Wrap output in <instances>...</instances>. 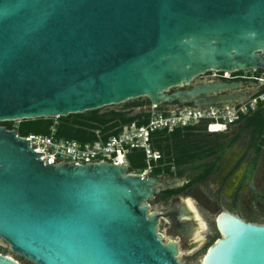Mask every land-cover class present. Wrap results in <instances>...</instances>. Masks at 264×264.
<instances>
[{"label": "water", "instance_id": "1", "mask_svg": "<svg viewBox=\"0 0 264 264\" xmlns=\"http://www.w3.org/2000/svg\"><path fill=\"white\" fill-rule=\"evenodd\" d=\"M264 71V0H0V123L145 98L233 107ZM0 126V242L32 264H181L150 202L182 180L108 163L54 165ZM242 173V171H240ZM182 224L198 238L201 224ZM189 210V211H188ZM203 264H264V225L223 212ZM195 224L197 229H194ZM0 264H20L0 254Z\"/></svg>", "mask_w": 264, "mask_h": 264}, {"label": "trees", "instance_id": "2", "mask_svg": "<svg viewBox=\"0 0 264 264\" xmlns=\"http://www.w3.org/2000/svg\"><path fill=\"white\" fill-rule=\"evenodd\" d=\"M254 73L260 75L262 71L257 70ZM242 74L239 72L232 76ZM262 92L264 87L260 88L258 94ZM137 105L138 103H130L125 108ZM137 118L138 116H130L129 112L124 110L102 111V108L81 114H69L57 119V136L79 142H93L96 139L95 131L101 130L105 135L115 134L123 125ZM142 123L144 122L139 121L138 125ZM53 124V119L38 118L22 120L16 126L12 122L1 123L0 126H5L7 130H15L20 136H26L31 133L48 134ZM235 125L237 126L233 128V133L229 137L223 133H208L205 125L187 126L153 135L152 148L160 153L161 158L157 163H153L149 175L170 178H182L187 173L189 175V183L184 187L162 192L164 201L180 196L188 187L203 184L217 172L228 152L236 144L244 142V136L247 137V144L243 157L248 158L244 182L251 180L264 152V103H259L257 108L247 115L240 116ZM221 130L222 128L217 126L213 131ZM127 160L129 173H141L147 166L142 150L132 149ZM249 222L255 223L256 220L251 218Z\"/></svg>", "mask_w": 264, "mask_h": 264}, {"label": "built area", "instance_id": "3", "mask_svg": "<svg viewBox=\"0 0 264 264\" xmlns=\"http://www.w3.org/2000/svg\"><path fill=\"white\" fill-rule=\"evenodd\" d=\"M240 78L264 87V71L260 75L252 74ZM259 103H264V92L259 94L257 92L252 98L241 101L233 107L225 108L199 109L191 106L146 104L144 107H138L141 110L139 113L132 115L138 118L123 125L117 133L105 135L101 130L95 131L96 139L93 142H79L58 137L56 126L59 117L53 119L54 124L48 134L20 136L16 133V136L28 140L30 147L35 145L34 152L42 153L41 161L54 165L108 163L128 168L127 156L131 150H142L145 155L146 168L141 173L129 174L144 177L150 174L153 163H157L161 158L160 153L152 148L155 133L172 132L177 128L198 125H205L208 133H223L234 125L240 116L254 111ZM132 108L127 110L130 111ZM139 121L144 123L138 125ZM12 122L18 124L20 121ZM217 126H220L222 130L213 131Z\"/></svg>", "mask_w": 264, "mask_h": 264}, {"label": "rangeland", "instance_id": "4", "mask_svg": "<svg viewBox=\"0 0 264 264\" xmlns=\"http://www.w3.org/2000/svg\"><path fill=\"white\" fill-rule=\"evenodd\" d=\"M252 74L255 75L254 72H251L249 74L243 73L242 76L247 77V75L251 76ZM220 75L221 73H206L205 75L196 78L193 81V84L203 83L211 77H214L216 80H222ZM246 83L247 85L251 86V88L246 89L247 93L249 94V96L246 98L247 100L252 98L260 90V88L263 87L249 80ZM145 101V98H138L135 100H130L121 105L103 107L102 111L124 110L129 112V115L132 116L139 113L141 110L138 107H135L128 111L125 106L130 103H143ZM12 123L15 126L17 125L14 122ZM236 126L237 125L235 124L232 125L226 132H223V134L227 135V137L231 136L233 133V128ZM243 140L244 145L240 144L242 145L240 148L238 146L232 148V152L230 151L227 154L228 157H230L232 153H234L232 157H236V155L239 153L241 155L244 154V147L245 143L247 142V137L244 136ZM160 177L163 179V181L168 179L167 176ZM181 180L188 181V173L182 177ZM213 183H215V181ZM212 184L207 183L206 185H203L202 188L199 187L197 193L193 195H180L167 201H164L159 197L150 202L151 210L163 214L158 225V232L162 235V241L166 242L171 240L176 241L179 244L178 260L181 264H202L210 243L213 244L215 239L219 238L214 221L216 216H218L220 213L232 212L238 215V217L244 221H249L251 218H253L256 220L255 224L264 225V152L261 156L259 165L252 176V179L246 184L245 190L237 202H233L231 194L228 193L226 194V199L219 200L216 211L211 210L214 200L211 189V186L214 184ZM181 203H186L190 207V211L194 212V219L199 221L196 222V224L200 223L202 226L200 231L196 230L198 228L196 224L194 226V229L196 230L195 233L200 232V236H198V238H186L184 230H182L181 227H178L177 229L174 228L173 223L165 216V214L171 213L176 205H180ZM0 247H2L0 254L9 256L20 264H32L24 258L10 253L5 243L0 242Z\"/></svg>", "mask_w": 264, "mask_h": 264}, {"label": "flooded vegetation", "instance_id": "5", "mask_svg": "<svg viewBox=\"0 0 264 264\" xmlns=\"http://www.w3.org/2000/svg\"><path fill=\"white\" fill-rule=\"evenodd\" d=\"M220 77H222V80H218V81H236V82L237 81H243V82H247L246 80H241L240 75H235V76L220 75ZM145 105H146V101L143 103H138L137 107H144ZM3 127H5V126H3ZM240 144L238 143L235 146H238L240 148L242 146ZM242 144L244 145V143H242ZM246 144H247V142L245 143L244 150L246 149ZM230 151L232 152V149ZM232 155H234V153H232ZM232 155H230V157H228V155H226L222 159V161L220 163V167L217 170V172L214 173L213 175H211L203 184H200V185L198 184V185L188 187L181 195L196 194L199 187L202 188L203 185H206L207 183L212 184L215 181V183H213L214 185L212 184L213 186H211L212 187L211 188L212 193H213V199H214L211 210L216 211V209L218 208L219 200L226 199V197H227L226 194H228V193L231 194L232 201L237 202L239 200L241 194L244 192L246 184L249 182V181L244 182L245 174H246L247 167H248V158H244L243 155H241L240 153L237 154L236 157H232ZM240 171H242V173ZM173 179H175V178L168 177V179L166 181H164V183H168V182L172 181ZM179 179H181V178H179ZM188 183H189V180L183 181L182 185L178 188H182L185 185H187ZM175 189H177V188H175ZM166 190H168V189H166ZM166 190L161 191L158 195L155 196V198L160 197L162 199L161 194H162V192H164ZM175 197H178V196H175ZM182 209L183 208H182L181 204L176 205L171 213L165 214V216L173 223L174 228H176V229L178 227H181L182 224L192 223V221L190 219H188V217L185 215V213L187 212V209H185L186 211H183ZM229 213L238 217V215H236L232 212H229ZM162 215L163 214H160V219H161ZM218 216H216V219ZM238 218H240V217H238ZM216 219H215L214 223H215V227L217 230ZM246 222H249V221H246ZM181 229H182V227H181Z\"/></svg>", "mask_w": 264, "mask_h": 264}, {"label": "bare ground", "instance_id": "6", "mask_svg": "<svg viewBox=\"0 0 264 264\" xmlns=\"http://www.w3.org/2000/svg\"><path fill=\"white\" fill-rule=\"evenodd\" d=\"M222 214H220L219 215V217L221 216ZM219 217H217V219L219 218ZM196 232V231H195ZM206 255V254H205ZM9 257V256H8ZM11 258V257H10ZM12 259V258H11ZM204 259H205V257H204ZM204 259H203V261H204ZM203 261H202V264H203Z\"/></svg>", "mask_w": 264, "mask_h": 264}]
</instances>
